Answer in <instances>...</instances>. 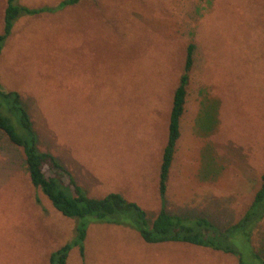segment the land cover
<instances>
[{
    "label": "rangeland",
    "instance_id": "374dc122",
    "mask_svg": "<svg viewBox=\"0 0 264 264\" xmlns=\"http://www.w3.org/2000/svg\"><path fill=\"white\" fill-rule=\"evenodd\" d=\"M62 1L19 2L38 9ZM189 43L192 87L167 210L224 229L243 217L264 174V0H80L23 17L0 56V84L20 93L39 149L88 195L120 193L152 221ZM75 226L32 187L23 150L0 132V264H50ZM257 227L252 244L264 258V220ZM236 245L254 264L249 244ZM85 247L84 262L75 248L67 264H239L204 247L147 244L118 225H91Z\"/></svg>",
    "mask_w": 264,
    "mask_h": 264
},
{
    "label": "trees",
    "instance_id": "16d2710c",
    "mask_svg": "<svg viewBox=\"0 0 264 264\" xmlns=\"http://www.w3.org/2000/svg\"><path fill=\"white\" fill-rule=\"evenodd\" d=\"M19 1L6 2L4 28L0 34V56L19 19L56 12L76 5L80 0H64L56 7L45 6L38 9L21 5ZM194 51V44L189 43L184 68L178 85L174 88L168 136L159 172L161 209L152 221L146 211L120 193L112 192L100 198L88 195L74 175L53 154L39 149L38 136L20 93L4 91L0 84V132L13 145L23 150L32 187L41 190L60 214L76 222L73 239L51 254L50 264H67L69 255L75 248L84 262L88 229L95 223L133 229L147 244L182 243L204 247L232 254L239 259V264H249L236 245V241L240 239L249 244L254 264H264L262 252H257L252 244L253 233L264 220V174L243 217L224 229L207 218L187 219L172 215L167 210L169 178L178 152L181 121L187 110L192 87ZM13 118L18 121V130L12 123Z\"/></svg>",
    "mask_w": 264,
    "mask_h": 264
},
{
    "label": "crops",
    "instance_id": "0c3cea01",
    "mask_svg": "<svg viewBox=\"0 0 264 264\" xmlns=\"http://www.w3.org/2000/svg\"><path fill=\"white\" fill-rule=\"evenodd\" d=\"M186 114H187V110H186L185 115H184V117H183V119H182V121H181V138H180V140L182 139V137H183V133H184V122H185V120H186ZM180 140H179V142H180ZM179 142H178V144H177V148H178ZM174 162H175V161H174ZM173 164H174V163H173ZM173 167H174V165H173Z\"/></svg>",
    "mask_w": 264,
    "mask_h": 264
}]
</instances>
